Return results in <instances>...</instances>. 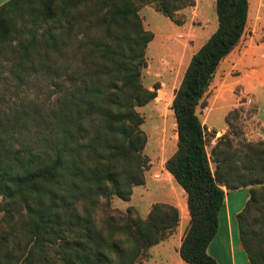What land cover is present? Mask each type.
I'll return each mask as SVG.
<instances>
[{
  "label": "trees",
  "instance_id": "obj_1",
  "mask_svg": "<svg viewBox=\"0 0 264 264\" xmlns=\"http://www.w3.org/2000/svg\"><path fill=\"white\" fill-rule=\"evenodd\" d=\"M144 4L179 25L177 13L195 0L0 5V264H136L178 227L171 203L154 202L145 215L111 203L128 202L149 166L137 107L159 86L142 83L154 38L139 14ZM214 9L217 27L192 54L171 104L177 142L164 168L189 213L178 253L185 264H218L207 248L224 195L246 188L235 216L239 243L249 264H264V140L237 137V109L217 137L198 113L244 34L249 1L215 0ZM35 80L47 82V98L25 93Z\"/></svg>",
  "mask_w": 264,
  "mask_h": 264
},
{
  "label": "rangeland",
  "instance_id": "obj_2",
  "mask_svg": "<svg viewBox=\"0 0 264 264\" xmlns=\"http://www.w3.org/2000/svg\"><path fill=\"white\" fill-rule=\"evenodd\" d=\"M213 1L201 0L203 11H200V17H192L194 16L193 13L188 17L186 13L178 12L176 17L181 20V24L179 25L171 22L162 13L155 11L150 5L144 4L140 8L139 14L143 20L144 27L155 34V38L148 44L146 49L147 66L142 70V83L149 89H152L155 84L159 86L157 96L154 100L144 106L137 107L138 112L143 116L141 129L147 136L143 153L149 159V166L146 171V182L149 187H144V189L148 191V194L151 192V195L154 194L152 196L150 195L151 198L149 196L144 199L142 198L144 197V189L143 191L138 190L136 192V199L140 200L142 204H148L156 200V193H166V197L167 194L168 197L171 196L169 192L173 190L171 188L172 184L164 179L161 171H163L166 159L176 149L177 134L175 117L171 109L172 99L175 90L182 80L189 60L194 53L196 44H203L206 41V37L212 31L214 21L217 24ZM248 1L249 9L246 29L241 37L242 40L240 39L237 47L232 52L237 55V60H233L234 66L226 68L221 73L219 79L218 76L213 78L205 98L208 97L209 100V98L212 99L218 95L224 77L228 76V85L223 87L221 94H219L218 105L225 113L219 114V109L214 110L212 116L213 121L215 123L225 121L226 123L227 113L237 109V118H234V113L230 116L232 130L238 133L237 137L239 138L243 137L251 141H256L260 139L264 140V0ZM200 25L203 31H194ZM246 40H252V48L247 49L248 51L246 52H242L241 49L244 46L246 48L249 47L244 42ZM238 59H241L246 65L244 63L242 64ZM4 69L3 66H0V70ZM257 81L262 83H260L257 91L254 92L251 83ZM47 85L46 81H32L25 86V93L30 96L47 98L50 92ZM198 113L201 121L204 122L206 117L205 108H198ZM211 144H213L212 141ZM153 175L154 177L152 178ZM158 175L162 178V185L159 188H155L153 186L155 181L153 180H158ZM176 185L179 187L177 183ZM175 193L178 196V192ZM141 199L144 200L142 201ZM111 203L112 207L121 210H124L126 207L123 205L124 201L117 197L112 198ZM140 212L143 214L144 211L141 210ZM181 214L179 226L174 231L175 235H173L174 233L171 235L173 236V242L169 243L170 252L164 251L163 253L165 261L169 264H179L177 261L179 253L176 248L174 250L173 246L176 247V235L183 232L189 222V215L185 216L183 212ZM235 226L237 228V225ZM215 249L218 253V258L215 257L216 261H220L218 264H229L230 254L226 250L227 248L224 242H222L221 236L217 238ZM157 254V252L154 253L153 251L152 256L154 260H158ZM148 255L149 253L147 252L141 261ZM244 256L246 257V264H249L245 252ZM157 260L155 264L163 263H158L160 260ZM179 260H181L180 257ZM181 262L185 264L182 260ZM151 263L153 264L154 262L151 261Z\"/></svg>",
  "mask_w": 264,
  "mask_h": 264
},
{
  "label": "crops",
  "instance_id": "obj_3",
  "mask_svg": "<svg viewBox=\"0 0 264 264\" xmlns=\"http://www.w3.org/2000/svg\"><path fill=\"white\" fill-rule=\"evenodd\" d=\"M5 1H7V0H0V5L2 3H4ZM214 2H215V0L213 1V4H214ZM150 7H152V6H150ZM200 11H203V6H201V0H195V5H193L191 7H188V8H184V9L180 10L179 12L188 14V17H189V15H191L193 13L194 16H192V17L195 18V17H200V15H201ZM202 14H204V13H202ZM216 27H217V24L214 21L211 33L216 29ZM196 30L197 31H203L201 25L198 26L197 28H195L194 31H196ZM204 31H205V29H204ZM211 33L206 37V39L211 35ZM199 34H202V33H199ZM166 36L170 37L168 35H166ZM154 38H155V34H154ZM244 42L246 44H248L249 47L246 48L244 46L241 49L242 52H244V51L246 52L249 49H251L252 48L251 45L253 43L252 40L251 41L246 40ZM197 43H198V41H197ZM201 45H202V43L199 44V45L196 44L194 52H196ZM236 47H237V45H236ZM233 51H234V49L222 60V62L220 63V65H219L214 77L218 76V79H219V77H221L220 76L221 73H223L224 70H226V68L234 66L233 60L234 59H235V61L237 60L236 59L237 55L235 53L233 54L232 53ZM238 60L242 64L244 63L246 65V63L243 62L241 59H238ZM249 60H251V59H249ZM249 60H248V63H249ZM228 78H229L228 76L224 77V81L221 84L222 86L219 89L218 95H216L212 99L209 98L208 105L205 107L206 117L204 119V122H202V123L207 127L208 131L215 130L216 131V137L221 135L222 133H224L226 131V128H227L225 121H221L219 123H215V121H213V117L212 116H213L214 110H218V109L220 110V112H218L219 114H224L225 113V111L223 109H221V107L219 108L218 105H219V97H220L219 94H221L223 87L228 85L227 84L228 83L227 80H229ZM260 83H262V82L257 81V82L251 83V87H253L254 92L257 91ZM212 142L213 143L215 142V138L212 140ZM161 173H162L164 179L166 181H168L170 184H172L171 188L173 190L170 191L171 193L169 192V194H171V196L168 197V194H167V197H166L165 196L166 193H162V194H159V193L157 194L156 193V195H155L157 197L156 200H153V201H151L148 204L147 203H143L142 204L140 200L136 199V192L138 190L143 191L144 187H147V188L149 187V186H147V182L145 181V184L140 185V186H135L133 188V193L131 195L130 200L128 202L124 201L123 205H125V206H127L129 204L130 205H134L140 211L143 210L144 212H143V214L142 213L141 214L145 215L148 212V210L150 208V205L152 203L158 202V201L159 202H168V203H171V204H173V205L178 207V209L180 211V217L182 215L181 214L182 212H183V214L185 216L189 215L188 209H187V202H186V193L184 192V190L180 186H179L180 187L179 188L176 185L175 180L172 178L170 173L164 168V166H163V171H161ZM153 177H154V175L152 176V178ZM157 179L158 180H156V179L153 180V181H155V184L153 185L155 188H157V187L159 188L162 185V182H161L162 178L160 177V175H158ZM147 192L148 191L146 189H144V193H143L144 197H142V196L141 197L144 198V199L148 198L151 195L152 192L150 194H148ZM175 192H178V196L176 195ZM143 194H141V195H143ZM152 195H154V194H152ZM151 196L149 198H151ZM144 199H141V200L143 201ZM246 199H247V190H246V188H239V189H236V190L226 191V193L224 195L223 205H222V208H221V210L219 212L218 230H217V233H216L215 237L210 242V244L208 245V248H207L208 253L212 257L218 258V253H217V251L215 249V243L217 241V238L221 236L222 242H224L225 247L227 248L226 250H228V252L230 254V262H229V264H246V257L244 256V251L242 250V248L240 246V243H239L238 226H237V228H235L236 227L235 225H237L236 224L237 222H235L236 221L235 216L243 208L244 202H246ZM145 204H147V206H145ZM180 221H181V219H180ZM173 235H175V233ZM182 235H183V232H181L178 235H176L175 240L177 241V243L175 245L176 247L173 246L174 250L176 248V250L178 251ZM170 242H173V236H170L169 239L164 240V241L158 243L157 245L153 246L149 250V257L147 259L142 260L139 263H136V264H152L151 261H153L154 262L153 264H155V261L157 259L154 260V257L152 256L153 251H154V253H156V252L158 253L157 257H158V260H160V261L157 260L158 263L163 262L162 264H169V263H167L165 261V259L163 257V253H164V251H166L168 253L170 252L169 251V249H170L169 243ZM179 257L177 258L178 263L179 264H183L181 262V260H179Z\"/></svg>",
  "mask_w": 264,
  "mask_h": 264
}]
</instances>
